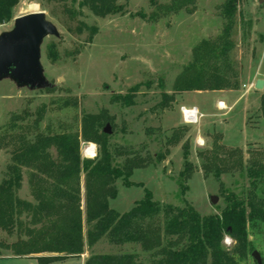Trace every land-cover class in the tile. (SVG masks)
Segmentation results:
<instances>
[{
	"label": "rangeland",
	"instance_id": "rangeland-1",
	"mask_svg": "<svg viewBox=\"0 0 264 264\" xmlns=\"http://www.w3.org/2000/svg\"><path fill=\"white\" fill-rule=\"evenodd\" d=\"M227 1L117 0L123 12L101 17L82 0H20L12 19L0 23V35L13 29L17 16L33 11L45 12L58 35H48L41 46L43 72L51 87L33 89L19 86L11 77L0 79V183L12 163V150L23 140L34 141L38 133L81 135L83 119L102 113L108 121L101 131L107 135L114 165L122 166L133 156L146 163L134 170L127 184L122 179L115 182L117 196L109 205L118 212L131 210L146 190L154 200L191 206L202 216L220 214L229 192L245 195L251 182L249 168L264 161V88L255 87L256 80H264V0L238 1L231 32L234 45L228 51L233 88L184 90L176 85L203 40L216 47L223 44L219 37L228 22L223 13ZM93 28L96 33L91 37ZM218 62L224 66L223 59ZM120 96H129L133 104L126 105ZM183 106L197 107L200 120L186 123ZM80 142L82 158L99 155L100 144L82 136ZM91 146L94 151L88 153ZM120 147L130 154H117ZM50 152L55 158V149ZM21 168L17 194L36 204L34 188L51 179L39 172L32 177L33 168ZM81 196L85 217L83 173ZM164 223L162 214L152 222L161 231ZM247 236L264 264V224L249 222ZM18 238L16 231L0 230L2 242L11 244ZM223 243L228 249L236 245L229 235ZM253 251L242 264H258ZM156 252L139 242L118 245L105 237L92 247L86 244L80 255L49 264H86L93 254L124 253L151 264L158 258ZM48 255L19 256L0 248V264H39L37 256Z\"/></svg>",
	"mask_w": 264,
	"mask_h": 264
},
{
	"label": "trees",
	"instance_id": "trees-1",
	"mask_svg": "<svg viewBox=\"0 0 264 264\" xmlns=\"http://www.w3.org/2000/svg\"><path fill=\"white\" fill-rule=\"evenodd\" d=\"M19 1L0 0V23L12 19L13 8ZM238 1L228 0L223 5V13L228 20L219 37L223 44L216 47L203 40L195 49V61L178 76L176 85L184 90L235 86L228 76L231 66L228 51L234 45L231 32ZM82 4L101 17L124 10L117 0H82ZM82 29L79 27L78 31ZM95 33L96 28H93L90 36ZM219 59H223L224 66L218 62ZM120 97L126 105L133 104L129 96ZM262 107L264 111V101ZM106 121L102 113L90 114L83 119L81 135L71 132L38 133L34 141L23 140L12 150V163L0 183V230L9 234L16 231L19 238L11 244L0 241V248L11 249L19 256L50 253L37 256L39 264H49L80 255L86 244L92 247L106 237L112 244L139 242L146 250L157 249L158 258L151 264H242L241 260L253 251L247 236L248 223L260 221L264 224V161L249 168L251 182L247 193L229 192L226 207L220 214L202 216L191 206L163 204L154 200L149 190L131 210L120 213L109 205V199L117 196L115 182L122 179L126 183L134 170L146 163L142 157L133 156L127 157L122 166L114 165L107 135L101 131ZM80 136L101 145L96 158H82ZM52 148L56 151L55 158L50 152ZM116 153L130 154L122 147ZM21 165L33 168L32 177H37L39 172L51 179L34 188L36 204L22 200L17 194L23 180ZM82 173L85 174L86 188L85 217L81 196ZM160 214L165 220L162 231L152 224ZM226 235L236 242L234 248L224 246ZM86 264L144 263L133 254L124 253L93 254Z\"/></svg>",
	"mask_w": 264,
	"mask_h": 264
},
{
	"label": "water",
	"instance_id": "water-1",
	"mask_svg": "<svg viewBox=\"0 0 264 264\" xmlns=\"http://www.w3.org/2000/svg\"><path fill=\"white\" fill-rule=\"evenodd\" d=\"M48 35L56 36L58 30L45 12L33 11L17 16L13 29L0 35V79L11 77L19 86L33 89L51 87L41 63V46ZM255 87L263 89L264 80L258 79ZM105 132L110 134L108 129ZM212 201L217 202V198L213 197ZM252 256L262 264L258 251H253Z\"/></svg>",
	"mask_w": 264,
	"mask_h": 264
},
{
	"label": "built area",
	"instance_id": "built-area-1",
	"mask_svg": "<svg viewBox=\"0 0 264 264\" xmlns=\"http://www.w3.org/2000/svg\"><path fill=\"white\" fill-rule=\"evenodd\" d=\"M223 102H220L219 105L222 106ZM181 114L183 120L188 124H195L201 118V112L197 107H187L183 106L181 108Z\"/></svg>",
	"mask_w": 264,
	"mask_h": 264
},
{
	"label": "bare ground",
	"instance_id": "bare-ground-1",
	"mask_svg": "<svg viewBox=\"0 0 264 264\" xmlns=\"http://www.w3.org/2000/svg\"><path fill=\"white\" fill-rule=\"evenodd\" d=\"M34 9L35 10H37L38 8H37V6H34ZM224 104H222V106H223ZM94 151V148L91 146L88 150H87V152L88 153H91V152H93Z\"/></svg>",
	"mask_w": 264,
	"mask_h": 264
},
{
	"label": "crops",
	"instance_id": "crops-1",
	"mask_svg": "<svg viewBox=\"0 0 264 264\" xmlns=\"http://www.w3.org/2000/svg\"><path fill=\"white\" fill-rule=\"evenodd\" d=\"M257 81V80H256Z\"/></svg>",
	"mask_w": 264,
	"mask_h": 264
}]
</instances>
